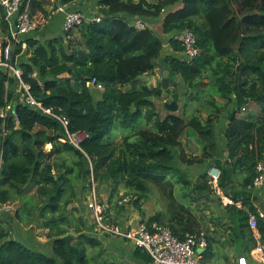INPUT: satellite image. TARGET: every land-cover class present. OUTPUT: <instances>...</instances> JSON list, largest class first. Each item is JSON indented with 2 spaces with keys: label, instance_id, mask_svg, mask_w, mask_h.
<instances>
[{
  "label": "trees",
  "instance_id": "16d2710c",
  "mask_svg": "<svg viewBox=\"0 0 264 264\" xmlns=\"http://www.w3.org/2000/svg\"><path fill=\"white\" fill-rule=\"evenodd\" d=\"M39 1L32 0V18ZM98 5L99 20L82 21L68 39L64 32L26 38L29 56L18 62L30 94L44 108L64 115L67 127L26 102L19 79L0 68V206L16 202L17 222L46 228L52 240L51 254L28 247L19 235L21 225L6 219L0 209V264H93L94 256L103 257V242L87 226L86 215L70 206L86 198L95 183V189L110 191L108 203L101 201L106 224L120 223L122 201L129 195L140 208L149 194L148 182H154L168 198L167 209L144 222L166 225L179 239L204 230V264L228 232L235 242L241 239V252L250 255L259 242L264 244V218L246 196V189L255 187L257 163L264 161V0H99ZM160 17V34L145 23L136 24ZM10 29L0 9L1 52L11 42ZM185 30L193 32L200 48L191 60L178 54L184 46L175 35ZM164 33H174L169 38L174 54L162 53ZM21 52L17 44L13 62ZM162 66L170 71L174 86L169 94L161 80L152 86L140 77ZM93 78L104 85L103 100L95 101L88 86ZM184 85L187 92L181 90ZM181 91L189 102H197L192 115L186 118L164 103L163 114L156 99H175L179 105ZM7 105L12 108L3 116ZM225 111L227 157L217 128ZM142 118L145 128L139 124ZM118 128L134 131L119 145L112 140ZM76 132L86 134L78 145L69 139ZM194 143L200 153L193 151ZM192 166L200 168L194 181ZM213 166L220 170L217 186L209 173ZM122 187L126 195L118 196ZM222 195L232 202L224 204ZM177 200L208 204L216 227L197 228L184 220L185 214L193 215L192 208ZM175 204L183 212L175 214ZM200 211L207 217L205 209ZM250 213L257 217L260 241L250 226ZM168 214L176 224L165 222ZM134 253L151 260L141 248Z\"/></svg>",
  "mask_w": 264,
  "mask_h": 264
},
{
  "label": "built area",
  "instance_id": "2783aa9c",
  "mask_svg": "<svg viewBox=\"0 0 264 264\" xmlns=\"http://www.w3.org/2000/svg\"><path fill=\"white\" fill-rule=\"evenodd\" d=\"M0 9L7 11L8 21L9 19H14V23L9 22L11 28V42H9L4 48V51L1 52L0 68H3L9 74L19 79L21 86L26 90V96H24L26 102L43 109L46 113L56 117L65 127H67L68 119L64 115L56 113L52 108H44L42 104L30 94V87L22 81V70L18 66L17 60L27 48L24 35L34 31L38 27L37 23L31 17L32 0H0ZM59 10L65 14L63 32L68 38L71 37L70 32L82 21L99 20L96 16L86 18L82 12L69 10L65 8V5H61ZM136 24L140 27L146 26L142 22ZM175 38L184 46L181 56L185 57L187 60L194 59L198 56L200 48L192 31L185 30L184 32L177 33ZM17 44H21L22 52L17 55L15 62H13L12 54ZM88 86L93 89H104L103 83L97 82L96 78L89 81ZM11 108V105H7L3 109L2 115L6 116ZM82 135L84 136L81 138ZM85 136L86 134L84 132H76L69 134V139L75 145H78ZM256 170L257 176L254 179V186L260 187L264 185V161L257 163ZM209 173L213 178V183L217 186L220 176L219 168L213 166L209 170ZM124 199L125 198H123L122 203L124 202ZM92 207L96 210V224L99 225L104 233L113 237L125 239L129 241L134 248H141L147 251L151 257L150 264H202L200 251L207 246V237L204 230H200L196 233H187L183 239H179L173 234L168 226L159 224L155 221L151 224L141 221L131 228L125 227L121 223L106 224L104 221L105 205L100 203L96 206L93 205ZM2 208L6 210L10 209L8 205L5 204ZM261 216L264 217V214L262 213ZM249 222L251 227L257 228L258 222L255 214L250 213ZM254 254L256 259L264 264L263 243L260 242L256 246Z\"/></svg>",
  "mask_w": 264,
  "mask_h": 264
},
{
  "label": "crops",
  "instance_id": "0c3cea01",
  "mask_svg": "<svg viewBox=\"0 0 264 264\" xmlns=\"http://www.w3.org/2000/svg\"><path fill=\"white\" fill-rule=\"evenodd\" d=\"M99 0H76L72 3L66 4L65 8L69 10H77L80 11L84 14V16L87 17H92L96 16V13L99 9L98 5ZM138 1V0H136ZM153 1V0H149ZM39 6H35L34 8V14H33V19L37 23V29L34 31L25 34L24 38H29V37H35L37 39H45V38H51L59 35H63V22H64V17L65 14L64 12L59 10V7L63 4H59V0H40L39 1ZM3 10V9H2ZM4 11V10H3ZM5 15V14H4ZM6 16V15H5ZM7 18V16H6ZM145 23L148 25V27L153 28L158 34H160V28L162 26V21L163 18H149V19H138L139 22ZM9 22L14 23V19H9ZM174 34V33H173ZM173 34H163L162 36L164 37L165 44H164V49L162 50L163 54H174L175 52L173 51L172 47L170 46L169 43V38ZM1 49V47H0ZM1 52V51H0ZM26 52V51H25ZM22 53L18 57V62H21L22 60H27L29 54L27 53ZM181 55V53H178ZM162 71V67H161ZM159 69L158 71L153 74V75H146L145 78V83L148 85L156 86L160 77L162 75ZM91 88V87H90ZM92 90H95L91 88ZM167 99L161 100L162 104L166 101ZM159 99H156L157 105H158ZM159 109V108H158ZM228 116L229 112L225 111L223 115L221 116L220 122L218 124V137H219V142L222 147V155L224 157H227V150L225 148L226 146V138H225V130L228 124ZM185 139V137H184ZM185 141V140H184ZM196 143V142H195ZM194 143V144H195ZM198 153H200V147L198 145V149H196ZM228 160V159H227ZM200 168L197 166H192L189 168L190 171V177H192L193 181L196 179L197 174L199 172ZM239 178H243V174L240 175ZM175 195L179 192V185H176L175 187ZM162 189V188H161ZM243 190V189H242ZM162 191H164L162 189ZM244 191V190H243ZM247 191V192H246ZM246 196L250 198L251 202L254 204V206L257 208V211L259 215L264 214V185L260 187H249L246 189ZM220 193V191H219ZM223 202L224 204L232 202L228 197H225L222 195ZM180 201V203H183L185 206H189L192 208V216L190 214H185L184 220H188L197 226V228H206L208 226H211V230H213L216 227L217 221H214L211 219V216L209 213L211 212V209H209L208 204L203 203L198 206L197 203H191L189 204V200H177ZM203 202V201H200ZM238 206H241V202H238ZM175 214L177 212H183L182 208L175 204ZM173 208V209H174ZM167 206L164 208L163 211H166ZM172 209V210H173ZM200 209H205V214H207V217L202 216V212ZM171 210V213H172ZM4 213L9 214L8 212L4 211ZM174 217V214H172ZM4 216V215H3ZM6 219H9V217L4 216ZM262 217V216H261ZM172 216L171 214H168L164 217L165 222L170 224V223H175V221H172ZM264 218V217H262ZM122 222V221H121ZM31 227V226H30ZM253 234L254 236L260 241V233L258 231V228H253ZM28 228H22L21 230V235L24 237L30 236ZM46 233V232H45ZM229 234V232H228ZM222 236L221 241L218 244L217 250H215L214 253L209 254L207 258H205V264H263L259 260L256 259V256L254 254V249L251 251L250 255H245V253L241 252V248H239V242L241 239H238V242H235L236 238L234 236ZM98 236L103 242V249L105 250L103 257L97 255L96 257L98 258V261L100 264H103L104 259L108 261V264L111 263H116V264H122V263H128V264H150L149 261H145L139 257H137L134 253V246L128 242L125 239L122 238H117L110 236L106 233H99ZM219 235L216 234V237ZM30 238V237H29ZM43 237H39L38 240L40 241ZM37 241V240H36ZM46 241H49L50 245L48 246V249L51 248V241L49 238H46ZM40 244V242H38ZM260 243V242H259ZM258 243V244H259ZM37 244V242H36ZM257 244V245H258ZM201 254V261L203 258L202 250L200 251ZM104 255L106 256L104 258ZM105 260V261H106ZM202 264H204L202 262Z\"/></svg>",
  "mask_w": 264,
  "mask_h": 264
},
{
  "label": "rangeland",
  "instance_id": "374dc122",
  "mask_svg": "<svg viewBox=\"0 0 264 264\" xmlns=\"http://www.w3.org/2000/svg\"><path fill=\"white\" fill-rule=\"evenodd\" d=\"M75 36H78V31L75 30ZM66 39H68V37H66ZM161 80V76H159ZM178 82H180L181 85L182 82L180 79H178ZM170 88L171 90L174 88V86H171L170 83ZM181 90H183L184 92L188 91L187 86H183V88H181ZM181 91V95L179 97V109L176 112H180L181 114H183L186 118L188 116H191L192 113L195 111L196 107H197V102H189V100L186 99V96L184 95V92ZM162 99H159L158 101V108L159 110L165 114L166 111L162 108ZM167 101H171V99H167ZM140 127L145 128L148 125L145 122V119H140ZM134 131L132 128H118V129H114L112 132L113 135V142L117 145H119L122 142V139L124 138L125 135L127 134H132ZM84 135L81 136V138ZM133 140H135V138H132ZM51 147V145H46V149H49ZM198 144H194V152H196ZM193 151H191L190 149L188 150V154H191ZM149 184V194L147 196V198L142 199L139 204H140V208L132 203L131 201V197L130 195L128 197H125L124 202L122 204H124V209L121 213L120 216V223L122 225H124L125 227H133L135 225H137L139 222L141 221H146L151 215L163 211L164 208L166 207V204L168 203V198L163 194L162 189L160 188V186L154 182H148ZM122 186V185H121ZM96 187V183L94 184V189L93 191L88 194V196L86 198H83L82 200L77 201L76 203L71 204L70 206H76L78 208V213H83L86 215L87 217V221L88 224L87 226L90 228V230L93 229V232L95 234H99V233H104L98 224H96L95 221V217L96 215V210L94 207H92L93 205H97L100 204L102 202L108 203L107 200L109 198V190H104V187L100 190L95 189ZM95 191V192H94ZM126 190L122 187L119 191V195L118 196H125ZM96 195H93V194ZM134 194V193H132ZM116 198V197H115ZM115 198L113 199V201L115 200ZM97 201V202H96ZM102 201V202H101ZM5 205H8V207L10 209L6 210L3 209L2 206H0L1 209H3L4 211L8 212L4 213V211H1V213L6 216L9 217L8 220H11L12 222L16 223V224H20L21 225V230L22 228H28L29 234H31L30 236H26L24 235L25 240L21 239V241H23V243H25V245H27L30 248L33 249H37V250H41L45 253L51 254V248L48 249V246L50 245L49 241H46V228H40L37 226L36 223L34 224H30V225H26V222L24 221H19L17 222L16 217L13 216L14 214V210L17 208L16 202H10L7 203ZM13 208V209H12ZM122 221V222H121ZM18 224V225H19ZM31 226V227H30ZM92 228V229H91ZM19 235H21V231L19 233ZM18 235V236H19ZM43 237L40 241L38 240L39 237ZM30 237V238H29ZM21 238V236H20ZM37 240V241H36ZM37 242V244H36ZM40 242V244L38 243ZM129 242V241H128ZM94 252H96L95 250H90L91 255H94ZM94 258V262L93 264H100V262L98 261V258L96 256L93 257ZM106 260V258H105ZM103 264H108V261L106 260L105 263Z\"/></svg>",
  "mask_w": 264,
  "mask_h": 264
},
{
  "label": "water",
  "instance_id": "95a60500",
  "mask_svg": "<svg viewBox=\"0 0 264 264\" xmlns=\"http://www.w3.org/2000/svg\"><path fill=\"white\" fill-rule=\"evenodd\" d=\"M4 14L7 16V11L4 10ZM162 78H161V85H162V88L164 90V92L166 94H169L171 92V88H170V71L165 67V66H162ZM140 77L142 78H145L146 75L143 74V75H140ZM93 96H94V99L95 101H99V100H103L104 99V93L102 90H99V89H96L94 90L93 92ZM164 105L172 112H175L178 110V102L177 100H171V101H165L164 102ZM71 234L73 235H77V233H75L74 231L71 232ZM68 234H65L64 236H66Z\"/></svg>",
  "mask_w": 264,
  "mask_h": 264
},
{
  "label": "clouds",
  "instance_id": "9594fccd",
  "mask_svg": "<svg viewBox=\"0 0 264 264\" xmlns=\"http://www.w3.org/2000/svg\"><path fill=\"white\" fill-rule=\"evenodd\" d=\"M97 17V16H96ZM96 90V89H95Z\"/></svg>",
  "mask_w": 264,
  "mask_h": 264
}]
</instances>
